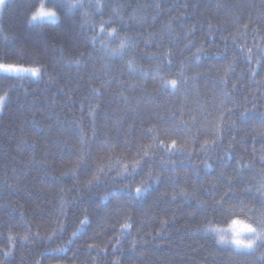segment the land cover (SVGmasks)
<instances>
[{
    "label": "trees",
    "instance_id": "trees-1",
    "mask_svg": "<svg viewBox=\"0 0 264 264\" xmlns=\"http://www.w3.org/2000/svg\"><path fill=\"white\" fill-rule=\"evenodd\" d=\"M35 2L0 11V63L41 69L0 75V264H264V247L243 251L208 230L264 226V0H88L87 16L29 28ZM172 79L178 90L162 87ZM150 128L188 151L153 147L132 175L114 166L84 187L97 161L128 163L151 144ZM82 136L85 165L61 175ZM141 181L142 198L122 191Z\"/></svg>",
    "mask_w": 264,
    "mask_h": 264
},
{
    "label": "snow or ice",
    "instance_id": "snow-or-ice-1",
    "mask_svg": "<svg viewBox=\"0 0 264 264\" xmlns=\"http://www.w3.org/2000/svg\"><path fill=\"white\" fill-rule=\"evenodd\" d=\"M69 4L71 5V0H69ZM6 0H0V6H5ZM100 3L99 0H97V8L99 9ZM55 13L51 11L50 9L46 8L43 4L40 5V7L36 8L35 11L32 13V19H44V18H54ZM245 28H247V25H245ZM102 32L106 31L104 28L100 29ZM108 36H115L119 37V33L116 29H112L110 32H107ZM225 39H228V37H225ZM233 40H235V37H232ZM124 46L121 45V49ZM243 51V50H242ZM250 51L248 54V58L250 57ZM264 55V53H261ZM195 58L198 60L199 55L194 54ZM168 63H171V61H168ZM233 69L229 67L225 75L228 74V72L232 71ZM0 73H6L10 76L14 77H22L24 74H31V77L33 78H39L41 75V69L40 67H25L21 64L17 63H0ZM178 84L179 82L176 79L167 80L164 81L162 84V87L165 89H172L173 91L178 90ZM7 99V93L5 92L3 95H0V108L3 107V104L5 103ZM231 111V110H229ZM90 115H94V111L89 113ZM148 133L153 137L152 143L147 145H142L140 149L138 150L136 157H133L128 163H124L122 159L117 158L115 162L113 163V158L111 156L107 157V163H105L103 160H99L96 162L94 166V171L91 174V178L86 181L84 184V187L91 188L95 186L99 180L101 179L102 174H105L106 171L111 167H118L119 175H130L132 174L136 169H138L141 166L142 159L144 157H148L152 154L151 149L153 147L163 150L166 153L175 155L177 152H187L188 149L181 147L178 145L177 140L171 139L168 143H165L163 140H160L158 138V134L154 128H150L147 130ZM212 134L216 136V139H221L220 133L222 132V125L217 123L214 128L211 130ZM264 135V134H262ZM216 141L213 140L211 142L205 141L204 144L200 146V150L202 152H206L211 144H214ZM105 146L110 147L111 141L109 139H105L104 141ZM264 151V149H262ZM88 154V147H87V141L84 139V137H81V149L77 152L78 160L74 162V165L67 169V171L62 172L61 175H73L76 176L78 170L83 166L84 163H86V157ZM261 160H264V156H261ZM206 167H210V165L205 164ZM248 164H241L240 167H249ZM158 178V177H157ZM146 190V187L144 185H141L135 189L136 194H139ZM175 197H173L174 199ZM262 204H264V200L261 201ZM63 214V212H62ZM262 222H264V213H261ZM90 223L88 217L85 215L80 221L78 227L70 234L72 237L76 236L77 233L82 229L85 228ZM132 225L128 222L126 219L124 223L120 225V232L118 235H123L126 233L127 230H130ZM62 230V229H61ZM208 230L215 231L217 233H220V239L221 241L224 240L225 232H231L232 238L231 243L240 250L243 251H255L258 247H264V227H254L252 224L246 223L239 219H233L232 222L228 225L227 229H221L218 226H208ZM58 233L53 232L51 236H49V239L54 238ZM36 235H39V233H36ZM16 237H9L10 243L14 242ZM21 240L28 242L29 236H21ZM71 239H69V243H71ZM89 248L95 247V245H89ZM54 251H63V248L54 249ZM5 257L12 255L11 251L3 253ZM262 260H264V257H261ZM113 264H119V261H113Z\"/></svg>",
    "mask_w": 264,
    "mask_h": 264
},
{
    "label": "clouds",
    "instance_id": "clouds-1",
    "mask_svg": "<svg viewBox=\"0 0 264 264\" xmlns=\"http://www.w3.org/2000/svg\"><path fill=\"white\" fill-rule=\"evenodd\" d=\"M6 3H7V0H6ZM41 4H43L46 8L50 9L51 11L55 13L54 18H44V19H36V20L32 19V13L35 11L36 8L40 7ZM71 5L72 6H70L69 4V0H36L33 10L30 11L27 17L26 24L29 28L34 27V26L43 25V24L54 26L61 22L62 13L65 15H73L75 12L81 11L84 13L85 16L88 15V12L86 11V9L90 7V5L88 4V0H71ZM0 8H2V6H0ZM0 75H4L7 78H15L14 76H10L6 73H0ZM83 165H85V163ZM118 171H117V175H119ZM106 179H107V174L105 173L104 180L100 179L99 182L93 187L101 186ZM140 183L141 185H144L146 187V190L139 194H136V191H135V189L139 186H128L122 191H126L129 194L130 198L135 197L136 199H140L144 196V194L148 190L147 181H141ZM233 211L236 212L237 210H233ZM238 214L242 215L243 210L242 209L239 210ZM232 220L230 221V223L232 222ZM261 227H264V226H261ZM231 234L232 233L229 231V236H231ZM227 242H228V239L226 237L224 238L223 241H221L219 237L218 243H227Z\"/></svg>",
    "mask_w": 264,
    "mask_h": 264
},
{
    "label": "rangeland",
    "instance_id": "rangeland-1",
    "mask_svg": "<svg viewBox=\"0 0 264 264\" xmlns=\"http://www.w3.org/2000/svg\"><path fill=\"white\" fill-rule=\"evenodd\" d=\"M1 9H2V8H0V11H1ZM25 67H28V66H25ZM28 74H30V73H28ZM227 228H228V226L225 227V228H222V229H227ZM224 235H225V237L228 239V241L231 242L232 235H231V236H228V235H229V232L224 233Z\"/></svg>",
    "mask_w": 264,
    "mask_h": 264
},
{
    "label": "bare ground",
    "instance_id": "bare-ground-1",
    "mask_svg": "<svg viewBox=\"0 0 264 264\" xmlns=\"http://www.w3.org/2000/svg\"><path fill=\"white\" fill-rule=\"evenodd\" d=\"M225 233H227V232H225ZM232 235V234H231ZM229 236V235H228Z\"/></svg>",
    "mask_w": 264,
    "mask_h": 264
}]
</instances>
